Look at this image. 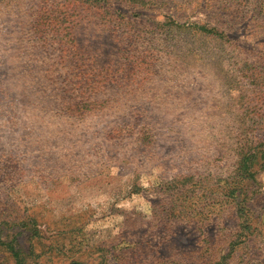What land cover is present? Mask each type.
Here are the masks:
<instances>
[{
	"label": "rangeland",
	"instance_id": "374dc122",
	"mask_svg": "<svg viewBox=\"0 0 264 264\" xmlns=\"http://www.w3.org/2000/svg\"><path fill=\"white\" fill-rule=\"evenodd\" d=\"M0 264H264V0H0Z\"/></svg>",
	"mask_w": 264,
	"mask_h": 264
}]
</instances>
